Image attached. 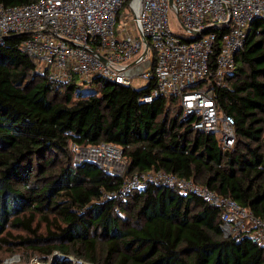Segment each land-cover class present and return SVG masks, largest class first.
Masks as SVG:
<instances>
[{
  "label": "trees",
  "instance_id": "1",
  "mask_svg": "<svg viewBox=\"0 0 264 264\" xmlns=\"http://www.w3.org/2000/svg\"><path fill=\"white\" fill-rule=\"evenodd\" d=\"M248 32L236 69L214 91L219 111L235 122L228 150L182 120L176 99L142 103L148 89L103 79L51 83L21 50L22 38L0 42V244L18 238L45 258L58 251L88 264H264V251L250 240L223 237L220 209L198 196L155 185L121 193L126 178L162 171L264 220V19ZM103 143L123 149L124 175L75 161L73 146Z\"/></svg>",
  "mask_w": 264,
  "mask_h": 264
},
{
  "label": "built area",
  "instance_id": "2",
  "mask_svg": "<svg viewBox=\"0 0 264 264\" xmlns=\"http://www.w3.org/2000/svg\"><path fill=\"white\" fill-rule=\"evenodd\" d=\"M170 14L183 34L172 30ZM257 18L264 19V0H36L0 6V42L22 38L21 50L51 83L103 79L148 89L142 103L176 99L182 120H193L195 130L214 135L228 150L236 141L235 122L219 111L214 91L236 69V57ZM72 150L76 162H95L110 173L125 171L123 149L117 145ZM149 185L200 197L220 209L225 239H248L264 251V220L232 198L162 171L126 178L121 193Z\"/></svg>",
  "mask_w": 264,
  "mask_h": 264
},
{
  "label": "rangeland",
  "instance_id": "3",
  "mask_svg": "<svg viewBox=\"0 0 264 264\" xmlns=\"http://www.w3.org/2000/svg\"><path fill=\"white\" fill-rule=\"evenodd\" d=\"M126 12V11H125ZM170 24L172 27V30L176 34H183L184 30L180 26V23L176 16L173 14H170ZM83 93H93L96 91V87H84L82 88ZM75 156V155H74ZM81 159L77 158V162H80ZM124 168L119 172H113L116 173L118 176L124 175L125 171ZM15 236L22 235L24 238L29 237V235L26 232H16L13 231ZM46 232V225H42L40 233L45 234ZM8 241L11 243L9 244H0V264H57L58 261H67L65 259V255L62 253L56 251L54 252L49 258H45L42 254L39 252H36L30 248H28L26 245L19 246L20 239L13 238V237H7ZM69 257V261L73 264H80L79 262H84L83 260L77 259L73 256H67ZM85 263V262H84Z\"/></svg>",
  "mask_w": 264,
  "mask_h": 264
},
{
  "label": "water",
  "instance_id": "4",
  "mask_svg": "<svg viewBox=\"0 0 264 264\" xmlns=\"http://www.w3.org/2000/svg\"><path fill=\"white\" fill-rule=\"evenodd\" d=\"M205 33H207V30H205V31H203L202 33H200L199 36H200V35H203V34H205ZM248 33H249V32H248ZM143 40H145V38H143ZM65 259H66V260H69V257H65ZM79 263H80V264H88V263H84V262H79Z\"/></svg>",
  "mask_w": 264,
  "mask_h": 264
}]
</instances>
